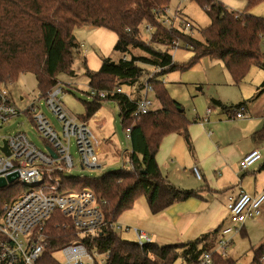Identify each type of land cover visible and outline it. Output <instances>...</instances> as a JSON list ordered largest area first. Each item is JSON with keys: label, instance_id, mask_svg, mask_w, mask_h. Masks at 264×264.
Wrapping results in <instances>:
<instances>
[{"label": "trees", "instance_id": "1", "mask_svg": "<svg viewBox=\"0 0 264 264\" xmlns=\"http://www.w3.org/2000/svg\"><path fill=\"white\" fill-rule=\"evenodd\" d=\"M195 1L210 19L199 30L200 38L160 23L159 18L170 0H0V80L3 82H13L19 75L30 73L44 97L58 83L60 73L73 74V55L79 49L74 35L77 27L91 25L111 30L116 35L114 50L129 53L128 58L118 62L104 60L96 71L86 69L91 99L83 101L84 113L79 120L91 119L100 111L103 101H115L123 129H130L127 155L131 167L123 166L94 177L55 173L60 176L62 190L89 188L104 201L105 223L95 236V243L99 252L108 256L95 264H173L177 260L197 264L202 253L211 248L206 240L209 233L185 242L159 245L150 241L139 245L137 241L121 238L113 226L122 212L140 197L145 199L150 213L156 214L197 195L195 190L173 185L155 158L163 138L172 133L182 135L187 147H192L188 133L192 121L181 104L169 95L162 77L174 70L184 71L203 57L220 61L235 84L251 66L264 68L261 50L264 17L250 13L252 6L264 0H246L241 11L230 9L219 0ZM146 23L153 26L150 43L141 35V27ZM177 37L192 52L182 63L174 62L170 53ZM135 48L143 53L132 54L131 49ZM145 66L161 68L149 79L159 107L135 118L132 116L135 100L124 87L137 85L142 90L150 73ZM117 87L122 92H116ZM263 90L264 80L259 87V91ZM102 92L104 97L100 95ZM215 102L227 109L220 101ZM26 114L31 119L28 111ZM253 137H264V123ZM23 189L17 181L9 188L0 189V206ZM65 220L58 210L46 220L48 244L39 264H59L53 256L54 249L79 238L73 229L62 228ZM263 256L264 241L253 249L251 264L261 263ZM212 257L214 264H233L231 259L216 252Z\"/></svg>", "mask_w": 264, "mask_h": 264}, {"label": "built area", "instance_id": "2", "mask_svg": "<svg viewBox=\"0 0 264 264\" xmlns=\"http://www.w3.org/2000/svg\"><path fill=\"white\" fill-rule=\"evenodd\" d=\"M180 14L179 8L171 12L167 6L159 21L168 29L179 28L185 35L192 36V24ZM128 30L130 31L129 28ZM142 30L150 38L153 26L149 23L143 24ZM180 46L189 47L177 37L173 41L172 50ZM122 58L126 59L127 54H124ZM160 69V67H152V71L147 75L142 96L135 100L133 117L139 118L153 109L152 100L148 97L149 93L153 94L149 79L154 71ZM11 83V81L0 80V121L7 122L28 111L31 115L30 122L38 130L40 138L54 150L56 156L53 157L45 149H39L21 130L2 137L0 177L4 178L6 184L0 189L9 188L15 181L25 189L20 190L13 199L5 201L0 206V264H39V259L48 244L49 230L45 228V223L55 210L66 218L62 228H71L79 236L78 239L54 249L53 256L59 264L103 262L108 254L99 252L95 236L105 223L102 210L104 201H100L89 188L62 190L60 176L55 174L56 172L64 174L65 169L75 166L69 153L71 138L75 140L80 166L91 169L100 167L97 139L87 127L86 122L74 119L64 111L61 96L65 90L58 83L47 92L44 99L47 108L61 122V133L57 132L47 116L37 111L34 105L20 109L12 97ZM115 91L120 93L122 88L117 87ZM100 95L104 97L105 92ZM20 100L22 101L23 97H20ZM243 109V106H239L234 110V114L230 113L229 116L242 117ZM209 111L210 109H207V112ZM204 120L207 119L204 118ZM129 130V128L125 130L128 139H130ZM3 147L7 148L8 154L2 150ZM263 153L264 145L249 150L239 161L240 170H247L263 157ZM126 166L131 167L129 160ZM193 173L197 178H201L196 166L193 167ZM263 206L264 189L255 195L240 189L237 195L230 196L225 206L226 225L221 228L223 237L218 241L215 250L202 253L197 264H214L213 252L225 256L232 237L241 231L246 219L258 217ZM113 226L117 230H129L118 222ZM134 232L139 245L150 242V238L142 230L135 229ZM56 253H60V259L56 257Z\"/></svg>", "mask_w": 264, "mask_h": 264}, {"label": "rangeland", "instance_id": "3", "mask_svg": "<svg viewBox=\"0 0 264 264\" xmlns=\"http://www.w3.org/2000/svg\"><path fill=\"white\" fill-rule=\"evenodd\" d=\"M178 8L182 10L188 20L193 21L195 26H193L191 32L194 36L196 35L198 38H200L199 30L207 26L210 22V19L205 13L204 9L195 0H183L181 2L179 0H170L169 10L174 12ZM251 11H255L257 14H264V1L252 6ZM74 35L76 37V42L79 45V49L77 52H74L73 55V74L60 73L57 76V80L59 86L65 90L61 96V105L64 111L69 116L79 120L80 115L84 113L83 101H89L91 99V96L88 94L89 84L86 69L96 71L106 59L118 62L124 56V53L114 50L116 35L114 32L106 28L91 25L77 27L74 29ZM141 35L145 40H147V42L150 43V38H148V34L144 30ZM131 52L135 55L143 53L140 49L136 48L131 49ZM126 54L128 58L129 53ZM171 54H173L175 61L182 63L189 59V56H191L192 52L190 49L180 46L175 50L171 49ZM208 60L212 61L210 59ZM216 63L220 65L226 77L229 78L230 75L222 63L220 61H216ZM201 67L202 58L199 60V62L195 63L184 71L174 70L162 77L169 95L183 105L185 110L184 113L190 120L193 118V115L196 111L194 106V96H210V94L213 92L210 88L196 90L198 85L195 83L194 78L200 74ZM255 67L257 66H251L244 78L253 68L255 70ZM145 69H147L149 72L152 71V67L149 66H145ZM233 84L238 85L235 83ZM230 87L233 91H227L225 95L230 96L234 94L233 96L236 97L235 99H237L240 95V90L236 87ZM10 88L12 91V97L20 109H24L28 105H34L37 108V111H41L47 116L57 132L61 133V122L47 108L46 101L44 97H42L38 92L36 80L32 74L25 73L19 75L18 78L11 83ZM20 97H23L22 101L20 100ZM148 97L152 100V108H158L159 103L154 98V95L149 93ZM240 121L241 120L232 118L228 119L224 117L222 119H218L217 125L211 128V133L213 135L218 134L223 140L232 142L226 145H218L219 147L223 148V151L226 150V153L231 154L234 152L237 153V151L242 152L248 146L246 145V141L241 138V135L239 134V128L242 126ZM86 125L98 141V164H100V167L93 169L86 167L82 168L79 164V153L75 145V140L74 138H71L69 153L73 158L75 166L71 169H65L63 171L64 174L71 176L94 177L102 174L105 171L126 166L127 161L126 158L123 159L121 151L129 148L130 142L126 137V131L123 129L120 122L119 109L116 102L113 100L103 101L99 113L86 121ZM19 130L25 132L28 138L39 149H44L45 144L40 138L38 130L30 122L29 116L24 113H21V115L18 117L11 118L7 122L0 121V142H2L3 136L13 134ZM180 139L181 144L179 145H181V150L183 151V155L185 157L182 162H185L187 161L186 155L189 153V150L183 139ZM263 142L264 139L261 141V143ZM263 163L264 153L260 160L248 168L250 171L253 169L255 174H257L256 180L254 181L252 173H247L249 177L247 176L243 178V185L249 187L255 185L259 187L260 183L264 181V169H259L260 165ZM236 170H238L236 173L238 178L246 175V173L239 170L238 167ZM185 171L186 173L180 169L179 172H176L177 177L181 180L180 182L182 186H186L185 184L195 186L197 185V182H202L203 184L204 180L202 179L201 181H198L190 172L188 166ZM234 175L235 174H233V176ZM182 186L178 187L182 188ZM138 199L142 203H145L143 197ZM219 199L220 197H217V205L226 204L224 199H221V201ZM245 229L247 233L245 235L239 233L237 236H235L233 242H231L230 246L227 248V254L225 256L220 255L222 258H229L227 257V255H229L233 258L232 260L235 261L233 264H251L253 261V249L257 247L260 242L262 243L264 241V216H262V213L258 217L246 219ZM117 232L120 237L125 240L136 241L134 231L131 229H129V231L120 229L117 230ZM56 257L60 259V253H56ZM173 264L188 263L182 260H177ZM259 264H264V261Z\"/></svg>", "mask_w": 264, "mask_h": 264}, {"label": "crops", "instance_id": "4", "mask_svg": "<svg viewBox=\"0 0 264 264\" xmlns=\"http://www.w3.org/2000/svg\"><path fill=\"white\" fill-rule=\"evenodd\" d=\"M219 1L226 7L237 11L243 10L246 4V0ZM180 12V15L184 19L191 23L192 26H195L193 21L188 20L181 9ZM250 13L264 17V14H257L255 11L250 10ZM142 32L141 27V34ZM185 48L189 49V47ZM261 50L264 53V36L261 42ZM171 55L173 61L177 62L173 54ZM207 58H202L200 74L194 80L198 85L196 90L210 88L213 92L210 96H194L196 111L188 127L192 147L191 149L187 147L189 150V153L186 155L187 161L182 162L185 157L181 150V145H179L181 144L180 138L183 141L184 138L182 135L176 133L169 134L163 138L155 156L161 172L175 186H182L176 172L182 169L186 173L187 166L198 181L203 179V184L202 182H197L195 186L185 184L186 186L179 187L181 189L195 190L197 195L184 201L176 202L156 214L150 213L146 201L142 203L137 199L130 209L122 212L117 222L122 227H127L133 231L135 229L142 230L148 235L150 241L159 245L185 242L209 233L206 240L211 245V248L207 251H212L217 248L218 240L223 237L221 228L226 225L225 220L227 215L226 204L217 205V197H220V201L224 199L227 203L228 198L237 195L240 189L253 195L264 189V181L260 183L259 187L255 185L252 187L243 185V178L249 177L247 173H252L254 181L256 180L257 174H255L253 169L251 171L248 169L243 171L246 175L240 178L236 175L238 172L236 168H239V161L242 156L252 148L264 145V142L261 143L264 137H253L262 128L264 123V90L259 91V87L264 80V68L258 66L255 67V70L253 68L238 85H234L231 78L226 77L223 69L216 63V60L209 61V58ZM230 86L240 90V95L237 99L233 96L234 94L230 96L225 95L227 91H233ZM124 91L134 100L142 96V90L138 89L137 85L124 87ZM216 100L226 105L227 109H223L216 104ZM239 106L244 107L242 117H230V113L234 114V110ZM181 107L185 112L182 104ZM207 109H210V111L207 112ZM224 117L241 120L242 126L239 128V134L246 141V145H248L242 152L226 153V150L223 151V148L218 145H226L232 142H227L218 134L213 135L211 133V128L217 125V120ZM204 118L207 120L205 121ZM129 148L121 151V155L123 159L126 158V161H128L127 151H129ZM194 166L197 167L201 178H197L193 173ZM259 169H264V163L260 165ZM233 174H235V179ZM263 210L264 206L261 212L262 216H264ZM239 233L244 235L247 233L245 223ZM238 234L232 237V242ZM227 257L231 260L233 259L229 255ZM232 261L233 263L235 262L234 260Z\"/></svg>", "mask_w": 264, "mask_h": 264}, {"label": "water", "instance_id": "5", "mask_svg": "<svg viewBox=\"0 0 264 264\" xmlns=\"http://www.w3.org/2000/svg\"><path fill=\"white\" fill-rule=\"evenodd\" d=\"M111 62L114 63V61H111ZM44 149H45L47 152H49L53 157L56 156V153L54 152V150H53L50 146L45 145ZM2 150H3L6 154L9 153V151L7 150L6 147H3ZM5 184H6V182H5L4 178H1V177H0V187L5 186Z\"/></svg>", "mask_w": 264, "mask_h": 264}]
</instances>
